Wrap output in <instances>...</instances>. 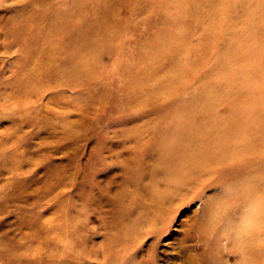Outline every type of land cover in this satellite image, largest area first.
Returning <instances> with one entry per match:
<instances>
[{"label":"rangeland","instance_id":"374dc122","mask_svg":"<svg viewBox=\"0 0 264 264\" xmlns=\"http://www.w3.org/2000/svg\"><path fill=\"white\" fill-rule=\"evenodd\" d=\"M139 1L138 10L134 0H122L113 10L119 27L110 29L114 48L91 76L65 86L31 80L27 85L35 90L28 104L14 110L7 86L19 63L31 58L26 52L34 45L31 35L49 30L55 13L81 3L87 18L53 21L59 32L52 34V48L63 58L72 53L77 32L93 36L87 19L97 0H0V154L7 162L0 170V264H125L131 257L135 264L240 262L232 231L222 230L231 221H223L218 232L208 222L215 196L232 179L215 184V177L211 185L178 193L135 241L124 242L120 232L122 214L134 208L133 200L142 199L145 208L153 204L146 186L155 165L157 128L168 124L176 100L194 88V70L217 61L212 55L220 47L217 39L226 34L229 40L230 30L240 32L245 22L242 12H232L233 0L212 6L203 0L195 7L188 0ZM171 29L183 32L171 47L180 52L178 64L201 54L187 76L174 70L160 49L166 39H156ZM50 63L42 59L38 75ZM163 82L168 87L152 88Z\"/></svg>","mask_w":264,"mask_h":264},{"label":"bare ground","instance_id":"6f19581e","mask_svg":"<svg viewBox=\"0 0 264 264\" xmlns=\"http://www.w3.org/2000/svg\"><path fill=\"white\" fill-rule=\"evenodd\" d=\"M192 1L188 0V5L195 7L203 0ZM217 1L206 0L205 3L211 2L209 6H212ZM120 3L122 0H97L94 15L88 12L87 19L93 36L86 37L77 32V39L71 45L72 53H65L63 58L56 57L59 51L52 48V34L59 32L53 21L61 17L68 24L87 18V13H81L82 4L76 3L66 13L58 12L49 17L52 23L49 30L39 29L31 35L30 44L34 45L29 50L22 48L31 58L24 64L19 63L7 86L8 96L13 101L11 107L14 110L26 107L35 90V85H27L31 80L41 77L65 86L79 76H91L101 63L106 62L114 41L110 29L117 32L119 28L114 25L113 10ZM142 4L139 0L133 3L137 10ZM232 7V12L244 14V28L235 33L230 30L229 40L226 34L217 39L220 47L212 52V55H218L217 61L207 70H194V88L187 98L176 100L168 124L157 128L153 136L155 146L151 149L155 165L146 186V190L154 195L153 204L145 208L142 199L133 200L134 208L122 214L120 232L125 237L124 242L135 241L144 226L152 225L163 207L178 193L211 185L215 177V184L232 179L233 183L223 186L215 196V211L208 220L211 230L218 232V226L224 225L222 230L232 231L231 238L236 241L240 256L238 264H264V0H233ZM179 10L180 5H176L175 11ZM172 21L167 24L170 28ZM176 21L179 23L181 19ZM182 36L183 32L171 29L157 33L156 39H166L159 45L160 49L167 55L170 66L184 74L202 60L201 54L197 53L192 60L178 64L180 52L171 47ZM207 37L211 39L210 35ZM16 42L21 47V42ZM42 59L51 63L43 66L45 69L38 75ZM148 61L149 57L144 59L145 63ZM171 81L172 78L168 84ZM168 84L157 83L152 88L168 87ZM19 91H24L27 96ZM17 100L24 104H15ZM4 158L5 155L0 154V170L6 169L7 162H2ZM135 211L139 215L134 216ZM238 220L240 224L235 223ZM223 221L232 224L221 225ZM253 244V252H248ZM134 259L129 258L125 264H135Z\"/></svg>","mask_w":264,"mask_h":264}]
</instances>
